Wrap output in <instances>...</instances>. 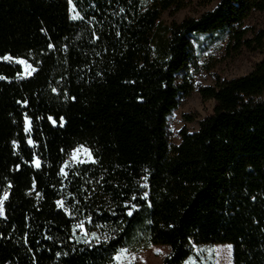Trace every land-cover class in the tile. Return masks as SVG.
Instances as JSON below:
<instances>
[{"label":"trees","instance_id":"1","mask_svg":"<svg viewBox=\"0 0 264 264\" xmlns=\"http://www.w3.org/2000/svg\"><path fill=\"white\" fill-rule=\"evenodd\" d=\"M183 7L0 0V59L34 69L20 79L0 62V264H114L128 246L167 247L162 264H184L213 245L230 246L232 264H264V21L247 25L264 0L161 23ZM218 33L262 58L201 88L211 114L170 145L167 118L193 90L177 76L195 63L193 39ZM77 147L92 162L62 173Z\"/></svg>","mask_w":264,"mask_h":264},{"label":"rangeland","instance_id":"2","mask_svg":"<svg viewBox=\"0 0 264 264\" xmlns=\"http://www.w3.org/2000/svg\"><path fill=\"white\" fill-rule=\"evenodd\" d=\"M184 7L177 12L173 9L164 12L160 21L163 25L171 22L180 23L185 18H198L204 12L212 10L220 0H183ZM76 15L72 13V17ZM264 21V15H253L247 25L258 26ZM195 63L188 66L178 76V82L186 79L191 83L193 90L188 97L179 100L178 108L167 118V138L170 145L179 143L178 134L182 129L194 132L198 123L211 114L212 101H204L199 90L213 85L214 79L232 80L248 75L262 56L259 53L242 52L234 54L229 51L228 37L218 33L202 35L193 39ZM18 59L0 62L19 65L21 68L20 79H26L32 75L34 69L26 61L19 63ZM184 117L192 120L186 122ZM75 153V156L73 155ZM90 151L85 147L74 149L62 166V173L77 164L92 162L89 159ZM126 250L124 255L117 259L121 250ZM120 249L114 257V264H162L168 256L169 249L163 246H150L148 248L128 246ZM184 264H232V249L227 245L201 246L194 250V255Z\"/></svg>","mask_w":264,"mask_h":264},{"label":"snow or ice","instance_id":"3","mask_svg":"<svg viewBox=\"0 0 264 264\" xmlns=\"http://www.w3.org/2000/svg\"><path fill=\"white\" fill-rule=\"evenodd\" d=\"M72 19H74V20H75V19H82V17H80L79 14H77V15H74V16L72 17ZM4 59H5V60H11L12 57H11V56H5ZM18 62H19V63H24L23 61H18ZM0 79H4V77L0 76ZM25 122H26V124L28 123L27 118H26V121H25ZM25 130L27 131L28 129L26 128ZM29 143H32V141L29 140ZM73 155L75 156V153H73ZM89 159H91V154H89ZM36 166L39 167V161L36 162ZM61 171H63V169H62ZM146 195H147V194H145V196H146ZM7 198H8V197H7V193H5L4 197H3L2 199H0V216H3V215H4V207H3V205H4V201L7 200ZM58 203H59V202H58ZM127 215H128L129 217H131V216L133 215V212H132V211H128V212H127ZM92 237H93V239H95L97 242H99V239H100V238H99L98 236H96L95 233H92ZM125 251H126V250L122 249L120 255L117 256V259H120V258L124 255Z\"/></svg>","mask_w":264,"mask_h":264}]
</instances>
